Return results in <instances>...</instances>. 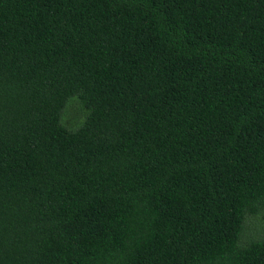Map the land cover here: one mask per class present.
<instances>
[{"label": "trees", "instance_id": "1", "mask_svg": "<svg viewBox=\"0 0 264 264\" xmlns=\"http://www.w3.org/2000/svg\"><path fill=\"white\" fill-rule=\"evenodd\" d=\"M0 264H264V0H0Z\"/></svg>", "mask_w": 264, "mask_h": 264}, {"label": "rangeland", "instance_id": "2", "mask_svg": "<svg viewBox=\"0 0 264 264\" xmlns=\"http://www.w3.org/2000/svg\"><path fill=\"white\" fill-rule=\"evenodd\" d=\"M83 116L84 112L82 109L75 102L71 101L63 110L61 122L67 127L75 126L83 119ZM254 225H257V222Z\"/></svg>", "mask_w": 264, "mask_h": 264}]
</instances>
